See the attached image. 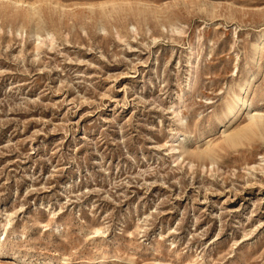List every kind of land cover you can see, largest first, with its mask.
Listing matches in <instances>:
<instances>
[{
    "label": "rangeland",
    "instance_id": "rangeland-1",
    "mask_svg": "<svg viewBox=\"0 0 264 264\" xmlns=\"http://www.w3.org/2000/svg\"><path fill=\"white\" fill-rule=\"evenodd\" d=\"M10 3L0 264H264V0Z\"/></svg>",
    "mask_w": 264,
    "mask_h": 264
},
{
    "label": "bare ground",
    "instance_id": "bare-ground-1",
    "mask_svg": "<svg viewBox=\"0 0 264 264\" xmlns=\"http://www.w3.org/2000/svg\"><path fill=\"white\" fill-rule=\"evenodd\" d=\"M1 1H10L11 3H12V1L13 0H1ZM128 2H130V1H128ZM11 3H10V5H11ZM15 3L18 5L20 2L19 1H15ZM125 3V2H124ZM15 4V5H16ZM104 4V3H103ZM114 4V3H113ZM20 6V5H19ZM102 6V5H101ZM106 6H107V4H106ZM34 7V6H33ZM92 7V6H91ZM103 7H105V6H103ZM116 7V6H115ZM130 7V6H129ZM132 7V6H131ZM32 8V7H31ZM96 8V7H95ZM94 9V8H93ZM113 9H114V7H113ZM49 36L52 38V40L54 39V36L52 35V34H49ZM40 37V39H39V41L41 42V44L43 43V41H42V37L41 36H39ZM258 62V61H257ZM254 78V77H253ZM249 83V82H248ZM241 102V101H240ZM245 105V104H244ZM247 106V105H246ZM241 107V106H240ZM177 109H178V105H176L174 108H173V110H174V112H176L177 111ZM234 111V110H233ZM239 111H241V108H239ZM238 113V112H237ZM258 126H259V123H257V122H253L252 123V125H250L248 128H246L245 130H242V131H240V132H238V133H236V134H231L230 136H229V139H228V142H230L231 143V145H233V146H237L240 142H241V140L245 137V134L249 131V132H254V129L257 127L258 128ZM263 126H264V123H263ZM12 224V220L11 219H9L4 225H3V233H2V235H5V234H7L8 233V229H9V226ZM11 227V226H10Z\"/></svg>",
    "mask_w": 264,
    "mask_h": 264
}]
</instances>
